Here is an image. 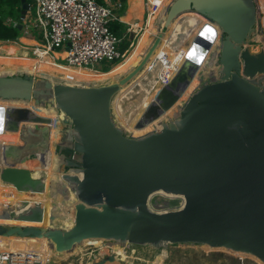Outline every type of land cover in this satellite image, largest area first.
<instances>
[{
	"label": "water",
	"instance_id": "95a60500",
	"mask_svg": "<svg viewBox=\"0 0 264 264\" xmlns=\"http://www.w3.org/2000/svg\"><path fill=\"white\" fill-rule=\"evenodd\" d=\"M22 3L24 18L30 4ZM185 14L202 16L219 28L217 71L191 94L177 116L142 136L129 135L114 119L113 99L143 70L171 24ZM259 19L257 0H172L162 31L140 64L118 82L73 86L28 74L0 76L1 100L54 108L67 118L66 148L73 156L65 158L67 172L62 178L77 199L69 229L0 224V235L45 237L58 252L70 251L86 239L157 249L192 243L243 253L264 264V50L249 49ZM195 26V19L185 16L172 33L170 47L188 43ZM18 29L22 31L23 25ZM195 36L177 75L162 85L153 112L178 101L191 74L207 57L211 34ZM149 76L159 81L157 74ZM141 83L120 102L124 116L131 117L146 96ZM29 115L27 108L0 106V134L7 130L23 135L28 129L21 124ZM38 126L48 133L47 126ZM41 155L46 163L47 150L25 154L20 148L0 145V181L19 191L44 192L43 179L34 178L29 169ZM159 192L182 197L184 207L166 210L179 201L157 200L154 195ZM15 211L10 209L6 216L43 220L40 204ZM114 260L110 255L96 264Z\"/></svg>",
	"mask_w": 264,
	"mask_h": 264
},
{
	"label": "bare ground",
	"instance_id": "6f19581e",
	"mask_svg": "<svg viewBox=\"0 0 264 264\" xmlns=\"http://www.w3.org/2000/svg\"><path fill=\"white\" fill-rule=\"evenodd\" d=\"M133 1H134L133 3L134 8L140 13V18H143V15H144L143 4L140 3L139 0H133ZM169 1L170 0H160L158 9L155 12H151V14L149 15L148 22H147V30H146L147 35L149 37H151L153 28H154V32H156V29H155L156 24L164 22L166 10L168 6L170 5V3L172 2V0L171 2ZM168 2L169 4L167 5ZM257 2L259 4L260 12L262 14L261 20H262V24L264 27L263 2L262 0H257ZM163 8L165 9L163 10ZM185 16H190L194 18L196 22V26L193 29L194 31L193 30H192L193 32L191 31L192 36L190 40L188 41V43H186L185 45H181L177 49H173L170 47L172 33L174 29L182 22ZM122 20L125 22L128 21L123 18ZM131 24L133 25L135 30H138V28L142 25L141 23H136L134 21H132ZM199 32H205L207 35L211 34V37L213 38L212 44H211L212 50L210 49L211 53L208 54L209 58L207 59L208 57L207 55V57L202 60V64L199 66V68L195 70L193 75L191 74L192 80L191 82H189L188 88L179 97L178 101L172 107H170L169 109L165 111L159 109L153 112L151 109L154 107L153 103L156 101L157 95L161 90L162 84H160L161 83L160 80L158 81L156 79L155 81H153L151 76H149L150 73L153 72L154 75L157 74L158 77L160 75V77H163L164 79L170 78L172 80L177 75L180 68L183 66L186 60L185 57L188 53V50L190 49L191 46H193V40L196 37L195 35L198 34ZM25 38L32 40L34 42L33 46H35V48L37 46L41 48L39 42L27 36ZM256 39L262 42L264 41V38L260 36L256 37ZM151 42H152V38L147 48H145V50L141 52V55L138 59L139 64L142 61L145 54L147 53L148 47L150 46ZM219 42H220V31L217 25L214 23H210L206 18L199 16V15H195V14H191V15L185 14L183 15V17H180L179 19L175 20L171 24L169 31L165 34L162 40V43L157 47V49L155 50L151 58L148 60L147 64L144 66L142 70L144 73V76L143 77L139 76L142 72L141 71L131 83L123 86L120 92L113 99L112 110L114 114V119L117 122L118 126H120L127 134L134 135V136H142L152 131L156 127H158L160 123L163 122L165 119L171 118L172 116H177L179 112V107L181 108L184 106L185 102L188 99V96L199 84L200 75L203 74V76H207L208 73L212 69L216 70L217 64H216L215 48L219 44ZM165 43H166V50L163 52V54L160 57H158V60L152 66L154 57L158 55L159 51L162 49L161 47ZM141 44L142 43L139 44V46L133 51L131 56L124 63L113 68L108 74H102L101 72H97L91 69L74 68V67H70L64 64H59L56 61L55 62L53 61V59L46 52V50L40 49V48L34 49L36 50V54L38 56L36 58H30L28 57V55H21V54H20L21 56H19L17 54L18 52H20L21 48H19L20 43L18 42L12 45H3V46L0 45V51H1L0 52V76L28 74V75H34L42 79L51 80L54 83H63V84L73 85V86H102L106 84H111L114 82H118L119 80H121V78L131 73L135 69L134 66L131 67V64H133V62L137 59ZM3 52L4 54H2ZM123 59H124V56L121 57L119 62H121ZM66 61H67V54L63 53V62H66ZM165 75L166 77H164ZM101 78L102 79L115 78V79L110 80V81H104V80H101ZM144 78H147L145 85L141 83V81L144 80ZM137 83H141L142 89L147 94L144 97L141 105H139L132 112L131 117L124 116L123 112H121L119 109V104L121 101H123L126 95L130 92L131 88ZM4 104L14 105V106H8L10 110L11 108H27V107H23V105L24 106L32 105L34 108L40 110L41 112L51 113L52 115L43 114L40 111H38L37 112L38 114H43V115H47L50 117L53 116V118H42L40 116L33 114V111L30 108H27L30 110V115L28 119L24 123L21 124V126L22 127L24 126L25 129H28L30 128V126H35L38 124L39 125L41 124L51 125L52 122L54 121V127L52 129V133L50 134L52 142L63 144V145H68L70 143L68 136H67V132H66L67 118L65 117L64 114H58L54 108L46 109L44 107H36L33 105V103H27V102L20 101V100L4 101L0 99V106H4ZM17 105H22V106H17ZM44 119L47 120L48 122L42 123L40 121V120L44 121ZM37 120H39V122L41 123L36 122ZM32 122H34L35 124L34 123L32 124ZM5 131L7 130H4V132ZM18 132H13L11 134L6 132L3 136H0V139H3L5 143L6 142H15V143L20 142L22 135L18 134ZM0 144L2 145L3 143L0 141ZM50 147H51V144H50ZM64 166L65 164L63 162V159H61L58 156V154L54 151L53 146H52V148L50 149L49 159L46 163L44 162V159L41 155V161L37 163L36 165H32L29 167L34 178L43 179L46 185V189L44 192L42 193L34 192V194H32L34 197L30 195L26 196V192L17 190L11 184L0 183V189L2 190V192L0 190V224L8 225V226H38L42 228H53L54 224H56L57 221H59L67 229L71 228L74 225L75 212H76L75 205L77 204V199H76L75 193H71L68 196H64L63 190L59 189L60 187H63L64 185L68 188V185H69L65 180L63 182L62 177H63L64 170H65ZM1 193L3 194L2 196H4L5 199H3V197L1 196ZM157 194L166 196V198H169V199L181 198L177 195L166 194L163 192H159ZM27 200L36 201V202H27L28 205L24 204L25 202H22V201H27ZM37 204H40V206L43 209L42 222L20 221L17 218H10L9 216H6L8 215L10 209H15L16 210L15 212H17L18 210H20V207H23L24 209L25 208L29 209L32 206H35ZM51 206H55V208ZM59 207L63 208L64 212L63 211L61 212ZM52 217L54 218L52 219ZM85 242L86 241L84 240L81 244L75 245L73 248L72 254L76 252H82L81 248H82V245H86ZM91 244L96 247H100V255H101V249L103 248L101 247V242H99V240L95 242L91 239ZM221 250H227V249H221ZM10 251L22 252L23 254H37L38 259H40L39 260L40 264H48V262H52L53 261L52 259L55 257L68 255V251H63V252L56 251L55 244L47 240L45 237H41V238L26 237L24 238V237H18V236L0 235V253L10 252ZM112 251H115V254H116L115 259L121 264H135L132 260L134 259V257H130L128 253L122 247H113ZM152 253L153 255L145 256L144 258H141L140 264H166L167 263L168 255H167L166 250H162L160 252L152 251ZM230 259L231 258H229V260ZM214 262L215 261H213V263ZM255 262L257 264H263L257 258H255ZM88 264H91V263H88Z\"/></svg>",
	"mask_w": 264,
	"mask_h": 264
},
{
	"label": "built area",
	"instance_id": "2783aa9c",
	"mask_svg": "<svg viewBox=\"0 0 264 264\" xmlns=\"http://www.w3.org/2000/svg\"><path fill=\"white\" fill-rule=\"evenodd\" d=\"M117 2V0H109L107 3L102 4L97 0H34L26 16L21 18V22H14L9 18L6 23L12 26L22 24V31L29 35L31 29L40 31L42 34V40L39 41L41 48L38 46L36 48L46 50L54 61L74 68L97 71L96 66L102 64V62L116 61L123 56L121 45L124 38L118 37L110 30V23L118 19L116 12L121 5ZM158 6L157 2L153 3L147 0L149 12H155ZM31 10H34V15H31ZM261 16L260 12L256 33L249 41V46L258 44V42L264 44L262 41L253 40L259 36L264 38ZM221 41L222 36L220 33V42L215 48L216 70L212 69L207 76L201 74L200 86L217 71L219 66L218 51ZM58 49H63L62 53L67 54L65 63L59 62V58L55 57V51H58ZM262 49L264 50V47ZM34 51L36 53V50ZM159 80L161 82L159 83L163 85L171 79H164L159 75ZM177 199L179 201L178 206L166 210L182 209L185 200L182 197ZM108 255L116 256L112 252ZM39 260L37 254H23L14 251L0 253V264H40Z\"/></svg>",
	"mask_w": 264,
	"mask_h": 264
},
{
	"label": "rangeland",
	"instance_id": "374dc122",
	"mask_svg": "<svg viewBox=\"0 0 264 264\" xmlns=\"http://www.w3.org/2000/svg\"><path fill=\"white\" fill-rule=\"evenodd\" d=\"M30 2H31V5H33L34 0H30ZM21 9H22V2L19 5L4 4L1 8V11H2L3 16H5V18H7V19L11 18L12 21H14V22H16V21L21 22L22 21L21 20ZM31 15H34V10H31ZM22 33L24 34L23 31H22ZM30 35L34 36L35 38H38L39 40H42V34L40 31H35V29H31ZM133 40L130 41V45L123 52V55L125 53H127V51L129 50V47L131 48ZM253 40H258V39H253ZM136 41H137V39H136ZM15 43H17V42H15V40H3V39L0 40L1 46L12 45ZM263 43H264V41H263ZM122 45H123V43H122ZM20 46H19V48H21V49L17 55H19V56L28 55V57H30V58L38 57L37 54L35 53L34 49H33V48H35V46L24 45L22 43H20ZM263 47H264V44H262L261 42H258V44H255V45L252 44V46H249V49L253 53H260L261 51H263V49H262ZM58 50L62 51L63 49H58ZM2 54H4V52ZM55 57L59 58L58 59L59 62L65 63V62H63V53H56ZM119 61H120V59H118L116 61H111V62H109V61L102 62V64H99L96 66V70L104 71V70L111 69ZM200 84L201 83L199 82V84L191 92V94L195 90H197V88L200 86ZM191 94L188 96V98L191 96ZM67 155L69 158L70 156H73V152L72 151L70 152V150H68ZM64 164H65V166H64L65 167L64 173H65V172H67V165L65 162H64ZM63 182H64V180H63ZM71 193H74V191L71 188V186L68 185V189L64 193V196H68ZM154 196L157 198V200L169 199V198H166V196H163L160 194L159 195L155 194ZM175 199H177V198H175ZM4 226L5 227L6 226L12 227V226H8V225H4ZM53 228L67 229L59 221H57V223L54 224ZM102 245L107 246L109 250H112V247H122L128 253V255L130 257H134V259H132V260L135 264H140L141 258H144L145 256L153 255L152 251L153 252L154 251L160 252L162 250L167 251L168 259H167L166 264H209V263L210 264H219V263L220 264H247V263L248 264H257L255 262L254 257L249 256V255H245L243 253H237L236 254L234 252H231L230 250L213 249V248H209L208 246H205V245L192 244V243H189V244H168V245H166L160 249H157V248L150 246V245L138 246V245H132L129 243L123 244V243H121L119 241H115V240H103ZM193 245H195V246H193ZM81 249H82V252H76V253L70 255L67 259L53 258L52 259L53 261L48 262V264H88V263L96 264L97 262L101 261L102 259L106 258L107 256H110V255H108L109 252H108V254H101L100 255V247H96L94 245H82ZM229 258H231V259L229 260ZM213 261H215V262L213 263ZM108 264H109V262H108Z\"/></svg>",
	"mask_w": 264,
	"mask_h": 264
},
{
	"label": "crops",
	"instance_id": "0c3cea01",
	"mask_svg": "<svg viewBox=\"0 0 264 264\" xmlns=\"http://www.w3.org/2000/svg\"><path fill=\"white\" fill-rule=\"evenodd\" d=\"M99 3H102V4H105V3H107L109 0H101V1H99V0H97ZM118 1V0H117ZM151 2H153V3H155V2H157V6L159 5V3H160V0H150ZM22 2V1H21ZM139 2L140 3H142L143 4V11H144V15H143V18H140V13L134 8V6H133V3H134V1L133 0H125L124 2H122V3H120L119 1L117 2L118 4H120L121 5V7L117 10V16H118V19L117 20H115V21H119V22H121L122 24H124V26L126 27V31L123 33V35H122V37L125 39V40H127V41H129V45H130V41H132L134 38V40H133V42H134V45L132 46V48H130L129 47V49H130V51L127 53V55L125 56V58L121 61V62H119V63H117L116 65H114L110 70H108V71H106V72H104V71H98L97 70V72H101L102 74H108L113 68H115L116 66H118V65H120V64H122V63H124L130 56H131V54L133 53V51L139 46V44L140 43H142L141 45H140V48H139V54H138V56H137V59L133 62V64H131V67L132 66H134L135 68L139 65V62H138V59H139V57H140V55H141V52H143V50H145V48H147V46H148V44H149V42H150V40H151V38H152V42H151V44H150V46L153 44V42H154V40H155V38L158 36V34L162 31V28H163V26H164V22H165V20H164V22L163 23H158V24H156V26H155V29H156V32H154V28H153V30H152V34H151V37H149L148 35H147V22H148V18H149V15L151 14V11L149 12V9H147V0H139ZM169 2H171V0L169 1ZM169 2L167 3V5L169 4ZM262 2H263V8H264V0H262ZM29 3V2H28ZM166 3V2H165ZM30 5H31V3H29ZM166 5V6H167ZM22 6H23V3H22ZM166 6H165V8H166ZM159 7V6H158ZM165 8H163V10L165 9ZM158 9V8H157ZM22 10V9H21ZM162 10V11H163ZM28 13V12H27ZM119 13H121V15H119ZM122 18L123 19H125V20H128V21H123L122 20ZM132 21H134V22H136V23H141L142 25L138 28V30H135V28L133 27V25L131 24V22ZM221 33V32H220ZM25 34V35H24ZM23 34V36H27V37H30V38H32V39H34L35 41H37V42H39L40 40L38 39V38H35L34 36H32V35H29V34H26V33H24ZM138 37V38H137ZM136 39H137V41H136ZM33 42V41H32ZM133 44V43H132ZM149 46V47H150ZM149 47H148V49H149ZM162 49L159 51V53H158V55H156V57H154V59H153V64H152V66L156 63V61L158 60V57H160L162 54H163V52L166 50V43L161 47ZM212 50V49H211ZM211 50H210V52L209 53H211ZM56 53H62V51H55V54ZM208 53V54H209ZM54 54V55H55ZM51 58H52V56H51ZM209 58V55H208V57H207V59ZM53 59V58H52ZM53 61H54V59H53ZM55 62V61H54ZM58 63V62H57ZM60 64V63H59ZM130 67V68H131ZM150 69H151V67H150ZM139 76H141V77H143L144 76V73H143V71L141 72V74L139 75ZM113 79H115V78H109V79H102L101 78V80H104V81H110V80H113ZM100 81V80H99ZM138 82V81H137ZM4 106H6V107H8V106H14V105H12V104H4ZM17 106H22V105H17ZM23 107H27V108H30L32 111H33V114H35V115H37V116H40V117H42V118H53V116L52 117H50V116H47V115H43V114H50V115H52L51 113H44V112H41L40 110H38V109H36V108H34L32 105H30V106H24L23 105ZM179 109H180V107H179ZM38 111H40L41 113H43V114H38L37 112ZM174 116H172L171 118H173ZM169 119V118H168ZM54 120V119H53ZM165 120H167V119H165ZM36 122H38V123H41V122H39V120H37ZM34 122H32V124H33ZM35 124V123H34ZM39 125V124H38ZM38 125H35V126H30V128H28V130H24V128L23 127H21V128H23V130H24V133H23V135L21 136V140H20V142H4V140L3 139H0V141L3 143L2 145L4 146H6V145H11V146H14V147H16V148H20V150L22 151H25V154H32V153H36V152H41V151H45V150H47V152L49 153V155H50V149L52 148V146H53V149H54V151L55 152H58V156L61 158V159H63V162H64V160H65V158H68V155H67V151L69 150L68 148H66V145H63V144H59V143H53L52 142V140H51V133H52V129H53V127H54V121L52 122V124L50 125V124H44V126H47L48 127V133H46V132H43V131H41L40 130V127L38 126ZM41 125H43V124H41ZM51 126V128H50V126ZM6 132H8L9 134H11V133H13V132H10V131H5L3 134L1 133L0 134V136H3ZM18 134H21V131L20 132H18ZM50 144H51V147H50ZM1 145V144H0ZM63 147H65L64 148V150H63ZM71 152V151H70ZM40 179H42V178H40ZM0 183H2V184H7V183H4V182H2V181H0ZM60 190H63V189H65V186H63V187H60L59 188ZM1 190V189H0ZM1 192H2V190H1ZM32 194H34V193H32V192H26V196H32V197H34ZM3 194L1 193V196H2ZM3 197V199H5L4 198V196H2ZM3 201V200H2ZM22 202H36V201H29V200H27V201H22ZM21 203V202H20ZM65 204V203H64ZM66 205V204H65ZM51 207H53V208H55V206H51ZM60 208V210H61V212L63 211L64 212V209L63 208H61V207H59ZM26 210H28L27 208H23V207H20V210H18L17 212H25ZM19 214V213H18ZM93 241H98L99 240V242H101V247H103L102 249H101V254H108V252L109 253H114L115 254V251H111V250H109L108 249V247L107 246H103L102 245V243H103V240L104 239H92ZM86 242H85V244L86 245H92L91 244V239H86L85 240ZM109 250V251H108ZM112 250H113V247H112ZM73 253V249L72 250H70V251H68V255L67 256H58V257H55V258H58V259H67L71 254ZM111 262H109V264H110ZM106 264H108V262L106 263ZM111 264H121L120 262H118V261H116V259L111 263Z\"/></svg>",
	"mask_w": 264,
	"mask_h": 264
},
{
	"label": "trees",
	"instance_id": "16d2710c",
	"mask_svg": "<svg viewBox=\"0 0 264 264\" xmlns=\"http://www.w3.org/2000/svg\"><path fill=\"white\" fill-rule=\"evenodd\" d=\"M22 0H0V40H15V42L22 43L24 45H30L33 46L34 42L32 40L27 39L23 36L22 31L18 29V26H12L6 23L7 18L3 16L1 8L4 4L9 5H19ZM101 1V0H99ZM120 3L124 2L125 0H118ZM27 2L31 3L30 0H27ZM121 15V13H119ZM110 30L117 35L118 37H122L123 33L126 31V27L124 24H122L119 21H113L110 23ZM134 45V42L132 46ZM129 46V41L123 40V45H121V51L124 52L127 47ZM131 46V48H132ZM130 51V49L127 51V53ZM125 53L123 56L127 55ZM110 70V69H108ZM104 70V72L108 71Z\"/></svg>",
	"mask_w": 264,
	"mask_h": 264
}]
</instances>
